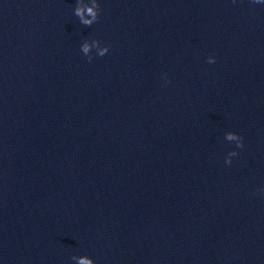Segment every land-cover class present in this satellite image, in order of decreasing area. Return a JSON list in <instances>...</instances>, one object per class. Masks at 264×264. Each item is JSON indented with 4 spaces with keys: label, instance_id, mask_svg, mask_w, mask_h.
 <instances>
[{
    "label": "clouds",
    "instance_id": "1",
    "mask_svg": "<svg viewBox=\"0 0 264 264\" xmlns=\"http://www.w3.org/2000/svg\"><path fill=\"white\" fill-rule=\"evenodd\" d=\"M252 2H253V3H256V4H259V3L261 2V0H252ZM88 13H89L90 15H92L93 18H95V12L93 11L92 8H89V9H88ZM76 14L82 16V10L78 8V9L76 10ZM83 23H85V24H90L91 21H89V20H83ZM84 51H85V52L88 51L87 46H85ZM81 264H91V262L88 261V260H82V261H81Z\"/></svg>",
    "mask_w": 264,
    "mask_h": 264
}]
</instances>
